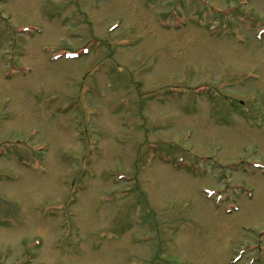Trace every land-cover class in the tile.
<instances>
[{"label": "rangeland", "instance_id": "1", "mask_svg": "<svg viewBox=\"0 0 264 264\" xmlns=\"http://www.w3.org/2000/svg\"><path fill=\"white\" fill-rule=\"evenodd\" d=\"M0 264H264V0H0Z\"/></svg>", "mask_w": 264, "mask_h": 264}]
</instances>
